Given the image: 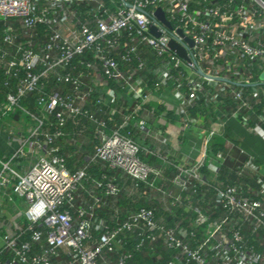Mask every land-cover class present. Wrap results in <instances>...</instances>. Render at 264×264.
<instances>
[{
  "label": "built area",
  "instance_id": "1",
  "mask_svg": "<svg viewBox=\"0 0 264 264\" xmlns=\"http://www.w3.org/2000/svg\"><path fill=\"white\" fill-rule=\"evenodd\" d=\"M263 71L264 0H0V264H127L135 232V251H172L154 264H264V164L224 136L234 119L264 140ZM162 90L172 117L150 106ZM144 113L203 130L199 158L171 178L147 162ZM121 193L142 205L128 212Z\"/></svg>",
  "mask_w": 264,
  "mask_h": 264
},
{
  "label": "crops",
  "instance_id": "2",
  "mask_svg": "<svg viewBox=\"0 0 264 264\" xmlns=\"http://www.w3.org/2000/svg\"><path fill=\"white\" fill-rule=\"evenodd\" d=\"M150 106L158 112H163L167 115L166 117H172L175 103L171 94L166 90H162L152 97ZM143 117L147 120L146 130L141 133L139 130L134 129L135 138L142 147L152 150L153 155L143 156V158L150 164L164 169V175L167 178L174 176L175 165H186L199 158L200 151L202 150L201 136H203V130L202 133L201 131L192 133L194 130L192 128L185 133L181 132L183 133L181 134L180 131H178L179 127L174 125L173 119L171 121V118L168 120L157 115H147L146 113L143 114ZM202 120L204 121L203 118ZM162 137L168 138L166 145L159 143ZM6 138L7 136L5 133L0 134V149L5 153L9 152L11 149L9 145H5L4 143ZM218 140L219 138H216L214 141L218 142ZM221 140L223 141V139ZM251 153L256 154L253 151H251ZM233 154L239 158L238 152L235 150ZM256 156L258 160L263 163L257 154ZM11 210L12 212L13 210L16 211L14 208ZM10 213L11 212L7 208L6 215L10 217Z\"/></svg>",
  "mask_w": 264,
  "mask_h": 264
},
{
  "label": "trees",
  "instance_id": "3",
  "mask_svg": "<svg viewBox=\"0 0 264 264\" xmlns=\"http://www.w3.org/2000/svg\"><path fill=\"white\" fill-rule=\"evenodd\" d=\"M228 128V127H227ZM227 128L225 129V137L233 142L236 143H240L243 144L244 139L243 137L240 136H236L234 138L229 137V135L227 134ZM219 142V143H218ZM218 142L214 141L212 147L213 148H223L224 147V141H222L220 138L218 140ZM238 143V144H239ZM249 146H251L249 144ZM242 147V146H241ZM75 147L74 146H69L68 150H74ZM79 156V155H78ZM68 163L70 164V168H73V163L75 165L81 164L82 159L80 156V160H74L72 159H68ZM100 168H101V164L100 163H96L94 165H92L89 168V175L92 177H99L100 175ZM105 172H107V169L105 170ZM84 187L78 189V191L76 192L77 197H84V199H88V195H87V191L90 189V187H93L92 181L89 178L88 180H84L83 181ZM90 192V191H89ZM134 195L132 197H128L127 195H125L124 193H121L120 196H118V199L116 200L117 204L120 205L121 207H124L125 210L129 211H133L138 209L139 206L142 205L141 202L137 201L134 199ZM147 206L152 207V204H148ZM156 209V214L159 218H161L163 221L167 222V223H171L170 219L168 218V214L172 213L171 211H165L162 207L155 206ZM182 210H176L173 212V214L175 213L177 216L179 214V212H181ZM113 213L112 208L108 207V206H103L102 208L98 209V214L100 216H102L103 218H105L108 222H110L111 220V214ZM136 237H137V232L133 233L132 236H128L125 241V246L124 249L128 250L130 252H132V257L130 259L127 260V264H154V263H158V256L162 255L164 258H167L170 253L172 251L168 250L167 248H165L164 245H162L159 241L157 244L155 245H147L145 246L142 250L140 251H135L134 250V243L136 242ZM110 253V252H108ZM111 259H115L119 256V252H113L111 254H108Z\"/></svg>",
  "mask_w": 264,
  "mask_h": 264
},
{
  "label": "rangeland",
  "instance_id": "4",
  "mask_svg": "<svg viewBox=\"0 0 264 264\" xmlns=\"http://www.w3.org/2000/svg\"><path fill=\"white\" fill-rule=\"evenodd\" d=\"M227 134L229 135V137L234 138L236 136H240L243 137L244 142L243 144H241L242 148L245 149L248 152H255L258 157L263 161L264 163V140L256 135H253L250 131H248L247 129H245L243 127V125H241L240 123H238L236 120L234 119H229L227 122ZM23 132H25V125H23L22 129ZM21 142V139H19L18 141L14 142L12 141L13 147L16 146L17 144H19ZM249 144L251 146H249ZM0 158L5 160L3 158V151L0 150ZM25 165V164H24ZM13 166V164H12ZM1 167V166H0ZM25 167V166H24ZM23 167H20L19 169L22 170ZM11 184H9V188H11ZM3 190L5 191H9L8 188L4 187ZM3 190H0V196L2 195ZM13 197V202L15 203L16 207L15 210L19 211L17 213H12L13 208L9 207V211L14 214L12 215V219L14 218V222L16 226H19L23 223H25L24 218H23V211L25 210V206L22 203V199L19 198L17 195H15L14 193L11 192L10 194ZM6 204V202H4ZM9 206V205H8ZM7 206V207H8ZM6 207V206H5Z\"/></svg>",
  "mask_w": 264,
  "mask_h": 264
},
{
  "label": "water",
  "instance_id": "5",
  "mask_svg": "<svg viewBox=\"0 0 264 264\" xmlns=\"http://www.w3.org/2000/svg\"><path fill=\"white\" fill-rule=\"evenodd\" d=\"M156 14H157V16H158L162 21L165 22L166 25L169 26V22L165 20L161 8H158V9L156 10ZM169 46H170L172 49H175L180 55H183L182 50H181V49H180V48H179V47H178L173 41H170V42H169ZM260 77H261V79L264 80V71L262 72V74L260 75Z\"/></svg>",
  "mask_w": 264,
  "mask_h": 264
}]
</instances>
